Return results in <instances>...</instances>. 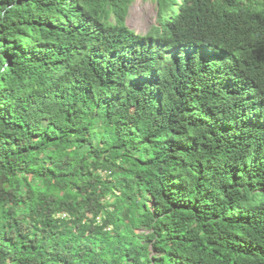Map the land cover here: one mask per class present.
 <instances>
[{"label":"trees","instance_id":"16d2710c","mask_svg":"<svg viewBox=\"0 0 264 264\" xmlns=\"http://www.w3.org/2000/svg\"><path fill=\"white\" fill-rule=\"evenodd\" d=\"M133 1L0 0V264H264V0Z\"/></svg>","mask_w":264,"mask_h":264},{"label":"rangeland","instance_id":"374dc122","mask_svg":"<svg viewBox=\"0 0 264 264\" xmlns=\"http://www.w3.org/2000/svg\"><path fill=\"white\" fill-rule=\"evenodd\" d=\"M157 8L156 0H134L127 17L128 26L138 33H145L156 19Z\"/></svg>","mask_w":264,"mask_h":264},{"label":"clouds","instance_id":"9594fccd","mask_svg":"<svg viewBox=\"0 0 264 264\" xmlns=\"http://www.w3.org/2000/svg\"><path fill=\"white\" fill-rule=\"evenodd\" d=\"M158 18H159V15H158V10H157V16H156V19H155V21H153V22L150 23L149 28L151 27V25H158V24H159ZM149 28H148V29H149ZM135 31H136V30H135ZM146 31H148V30H146ZM136 32H137V31H136ZM137 33H138V32H137Z\"/></svg>","mask_w":264,"mask_h":264}]
</instances>
